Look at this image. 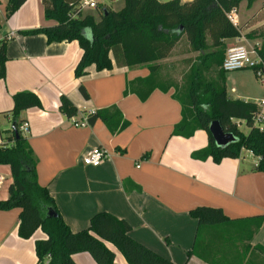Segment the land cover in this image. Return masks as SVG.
<instances>
[{
	"label": "crops",
	"instance_id": "0c3cea01",
	"mask_svg": "<svg viewBox=\"0 0 264 264\" xmlns=\"http://www.w3.org/2000/svg\"><path fill=\"white\" fill-rule=\"evenodd\" d=\"M240 19L239 14V23ZM0 24V42L7 39L8 58L6 75L0 78V136L4 140L13 126L7 113L14 105L13 94L35 92L42 106L22 111L21 118L29 123L23 134L37 158L39 183L47 186L72 231L88 228L93 215L108 211L130 223L133 238L175 264H212L197 255L188 258L199 229L190 213L193 208L218 207L233 219L264 214V172L256 169L258 157L253 152L245 149L239 158L220 163L211 157L198 159L193 153L209 144L207 131L198 129L190 137L173 133L185 116L181 100L173 85L152 81L155 76L168 77L170 55L152 63L158 65L154 72L149 64L115 65L103 71L92 65L77 77L75 68L82 55L77 41L49 43L43 33H23L55 24L46 19L42 0H27L11 17L5 13V25L0 17ZM240 27L241 37L225 42L246 43L253 56L258 55L257 48L264 43V19L247 20ZM13 30L17 36L9 39ZM252 71L225 74L232 99H264L249 95L251 74L257 79ZM149 77L152 84L146 85ZM63 94L78 107L76 116L70 118L60 110ZM99 110H109L112 127L101 118L89 121L88 116ZM85 120L87 126L73 122ZM115 125L120 128L114 130ZM97 147L108 150V157L98 166L85 165L84 155ZM6 187L8 192L0 199L8 198ZM19 213V208L0 210V264L38 262L35 242L45 233L39 229L28 239L20 237ZM251 243L264 247V223ZM106 244L115 252V264H129L114 244ZM73 259L77 264H98L87 251L75 253Z\"/></svg>",
	"mask_w": 264,
	"mask_h": 264
},
{
	"label": "trees",
	"instance_id": "16d2710c",
	"mask_svg": "<svg viewBox=\"0 0 264 264\" xmlns=\"http://www.w3.org/2000/svg\"><path fill=\"white\" fill-rule=\"evenodd\" d=\"M26 1L8 0L6 17H11ZM42 1L46 19L55 21V24L23 33H43L49 43L77 41L82 55L75 75L81 77L92 65L103 71L112 70L115 65L149 64L154 72L158 65L152 63L167 58L184 35L196 51L206 48L208 34L217 47L226 39L241 37L242 28L235 25L227 14L238 9L245 0H126L118 10L102 6L94 11L75 9L79 0ZM246 1L250 6L257 0ZM6 45L7 39L4 38L0 42V78L6 75ZM215 54L208 52L203 59ZM257 54L264 61V43L257 48ZM226 73L222 70L221 86L211 82L202 86L195 74L196 79L189 91L194 115L190 119L183 116L173 133L190 137L196 130L203 129L209 135V144L194 152L195 158L205 160L211 157L220 163L224 158H239L246 149L258 157L256 169L264 172V120L261 123L255 120L260 108L255 101L232 99L228 95ZM144 81L146 85L152 84L151 77ZM80 89L89 98L86 89L83 86ZM176 97L181 100L185 112L184 99L178 94ZM13 101V108L7 112L12 117L13 126L10 135L0 144V164L8 165L11 172L9 196L0 199V210L19 208L20 237L28 239L39 229L45 233L35 242L37 264H77L73 255L82 251L91 253L98 264H115V252L106 242L114 244L129 264H175L133 238L130 223L108 211L93 215L88 228L72 231L47 186L39 183L37 158L21 129L24 122L22 111L41 107V99L35 92L24 90L14 93ZM60 110L70 118L79 113L78 107L65 94L60 97ZM108 113L109 110H99L91 113L88 119L94 122L101 118L112 127L114 119ZM232 118L245 120L250 130L243 132ZM214 120L237 139L219 146L209 130ZM118 128L115 125L113 129ZM190 213L198 220L199 229L188 258L197 255L212 264H253L254 252L264 255L263 246L251 243L264 223V214L233 219L221 208L211 206H198ZM248 256L252 258L249 260Z\"/></svg>",
	"mask_w": 264,
	"mask_h": 264
},
{
	"label": "rangeland",
	"instance_id": "374dc122",
	"mask_svg": "<svg viewBox=\"0 0 264 264\" xmlns=\"http://www.w3.org/2000/svg\"><path fill=\"white\" fill-rule=\"evenodd\" d=\"M160 1H168V0H160ZM8 0H0V17L5 25V13H6V5ZM104 3L107 7H110L114 10L120 9L124 2H112L111 0H104ZM251 4V3H250ZM252 5H247V2L243 1L238 14H240V23L238 26H242L244 22L247 20H251L256 22L258 20L262 21L264 19V0H257L256 6L252 7ZM250 8V10H249ZM88 11V10H86ZM94 11V10H89ZM254 13V14H253ZM1 29V28H0ZM244 44V43H243ZM246 45V43H245ZM232 44H228L224 42L223 45L217 47L213 45L212 38L210 34L206 36V48L202 51H196L193 49L191 43L188 41L187 36L184 35L181 40L175 45L174 50L170 54L171 61L166 65L169 71H166V77H159L155 76L153 81L154 83L160 82L161 84L165 85H173L176 90V94L181 96L185 101V117L190 119L194 115L192 101L189 97L190 87L195 81V74L197 73L198 79L201 81V85L204 86L205 84L211 82L216 84L217 86H221L223 84L222 78V67L221 63L225 58L227 51ZM250 50V49H249ZM208 52H216L215 55L208 57L206 60L203 59ZM171 67H170V66ZM253 72V71H252ZM252 79V92L249 95L261 97L264 95V86L260 85L259 80H255L253 75L251 74ZM255 82V83H254ZM257 84V85H255ZM262 86V87H260ZM243 132H248L250 129L249 127L242 123L239 127ZM0 173L8 175V185L11 182V172L10 167L8 165H0ZM7 191V187L4 188L2 192V197L5 196ZM251 252L248 253V255ZM254 260H252L253 264H264V255L262 253L254 252L253 253ZM249 260L252 258L248 256Z\"/></svg>",
	"mask_w": 264,
	"mask_h": 264
},
{
	"label": "built area",
	"instance_id": "2783aa9c",
	"mask_svg": "<svg viewBox=\"0 0 264 264\" xmlns=\"http://www.w3.org/2000/svg\"><path fill=\"white\" fill-rule=\"evenodd\" d=\"M111 1L125 2L126 0H111ZM102 6H106L104 0H79V2L74 8L79 9L80 11H86V10H96ZM227 16L235 25L238 26L239 14L237 8H234L233 10L228 12ZM15 36H17V32L14 30L8 34L9 39ZM244 69L253 70L257 79L264 83V61L258 55L253 56V54L246 45L236 44L228 49L222 64V70H224L225 72H233ZM257 104L260 110L257 113L255 120L256 123H261L264 120V99L257 102ZM232 121L236 123L238 127H240L241 124L245 122L244 120H240L237 118H232ZM73 122L78 127L87 126L88 124L86 120L82 122H77V121H73ZM21 129L23 133H26L29 130V123L23 122ZM2 142L3 140L2 137L0 136V144ZM108 155H109L108 150L102 147H97L87 152L83 157V161L85 165L98 166L103 162V160H105L108 157ZM8 179H9L8 175L0 173V197L2 191L8 184Z\"/></svg>",
	"mask_w": 264,
	"mask_h": 264
},
{
	"label": "water",
	"instance_id": "95a60500",
	"mask_svg": "<svg viewBox=\"0 0 264 264\" xmlns=\"http://www.w3.org/2000/svg\"><path fill=\"white\" fill-rule=\"evenodd\" d=\"M209 130L219 146H226L237 139L233 133L226 132L218 120L211 122Z\"/></svg>",
	"mask_w": 264,
	"mask_h": 264
}]
</instances>
